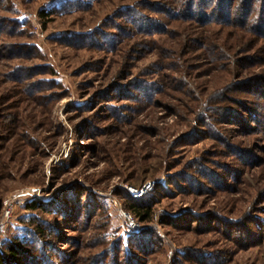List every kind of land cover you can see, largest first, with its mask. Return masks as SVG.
I'll return each instance as SVG.
<instances>
[{"label": "rangeland", "instance_id": "rangeland-1", "mask_svg": "<svg viewBox=\"0 0 264 264\" xmlns=\"http://www.w3.org/2000/svg\"><path fill=\"white\" fill-rule=\"evenodd\" d=\"M219 1L0 0L10 264H264V0Z\"/></svg>", "mask_w": 264, "mask_h": 264}, {"label": "trees", "instance_id": "trees-1", "mask_svg": "<svg viewBox=\"0 0 264 264\" xmlns=\"http://www.w3.org/2000/svg\"><path fill=\"white\" fill-rule=\"evenodd\" d=\"M219 2H220V8L222 11V8L225 6L227 7L231 1L230 0H220ZM41 16H45L43 12H41ZM263 25H264V20H263ZM260 26L258 28L261 29ZM258 31L262 32V30H258ZM129 202H130V204L128 205L129 210L133 211L135 217H137L141 222H146L150 219V209H151L150 205L145 204L141 200H137L133 198L129 200ZM43 207L44 205H42V203L40 202H32L30 204H27V208L32 211L39 210ZM18 249L19 247L15 243H11L10 246L7 248L6 252L0 249V264L13 263L18 258V255H19Z\"/></svg>", "mask_w": 264, "mask_h": 264}, {"label": "built area", "instance_id": "built-area-1", "mask_svg": "<svg viewBox=\"0 0 264 264\" xmlns=\"http://www.w3.org/2000/svg\"><path fill=\"white\" fill-rule=\"evenodd\" d=\"M123 218H125V220L128 222V226L131 228V227H134V220L133 218L130 217L129 214H125V213H122L121 214Z\"/></svg>", "mask_w": 264, "mask_h": 264}]
</instances>
